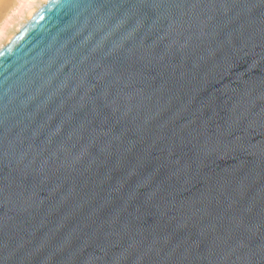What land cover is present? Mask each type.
<instances>
[{
  "label": "water",
  "instance_id": "obj_1",
  "mask_svg": "<svg viewBox=\"0 0 264 264\" xmlns=\"http://www.w3.org/2000/svg\"><path fill=\"white\" fill-rule=\"evenodd\" d=\"M222 2L47 0L0 48V264H264V0Z\"/></svg>",
  "mask_w": 264,
  "mask_h": 264
},
{
  "label": "bare ground",
  "instance_id": "obj_2",
  "mask_svg": "<svg viewBox=\"0 0 264 264\" xmlns=\"http://www.w3.org/2000/svg\"><path fill=\"white\" fill-rule=\"evenodd\" d=\"M47 0H17L10 6L9 11L6 12L2 22L0 23V48L8 43L13 35L19 30L23 23L30 19L36 10ZM15 25L16 30L8 34V28ZM15 28V27H13ZM8 35H7V34ZM5 37V41H2Z\"/></svg>",
  "mask_w": 264,
  "mask_h": 264
},
{
  "label": "snow or ice",
  "instance_id": "obj_3",
  "mask_svg": "<svg viewBox=\"0 0 264 264\" xmlns=\"http://www.w3.org/2000/svg\"><path fill=\"white\" fill-rule=\"evenodd\" d=\"M141 4H143L145 7H150L153 9H159L161 11V13L166 14L167 13V9L169 7H172L173 4L171 3V0H151V2L149 3L148 0H140ZM230 0H223V2L220 4V7H227L229 4ZM210 3L212 4L213 7L216 6V0H210ZM178 6V5H177ZM195 5H192V7H194ZM180 25L178 24V22L176 21V18L173 17L172 22L170 23L169 27L171 28H177ZM261 32L264 33V28L261 29ZM242 39H245L242 36H235L231 38L230 42H236V41H240ZM251 37H247V40H250ZM246 42V41H245ZM117 111L119 109H116ZM260 150L262 152H264V144H262L260 146ZM24 158V154L21 153V159ZM32 199L30 196H24L23 198L20 199L19 201V206L21 208H23L25 211L32 206ZM238 247L240 249H244L246 247V244L244 241H240ZM261 252H264V246H262L261 248Z\"/></svg>",
  "mask_w": 264,
  "mask_h": 264
},
{
  "label": "rangeland",
  "instance_id": "obj_4",
  "mask_svg": "<svg viewBox=\"0 0 264 264\" xmlns=\"http://www.w3.org/2000/svg\"><path fill=\"white\" fill-rule=\"evenodd\" d=\"M15 1H17V0H0V23L2 22L4 16H6V14H7L6 12L9 11L10 6L12 7V5L15 4L14 3ZM13 27H15V28H13ZM14 29L16 30L15 25L10 26V29L9 28L7 29L8 30L7 33L8 34L12 33L13 31H15ZM4 39H5V37H3L2 41H5Z\"/></svg>",
  "mask_w": 264,
  "mask_h": 264
}]
</instances>
